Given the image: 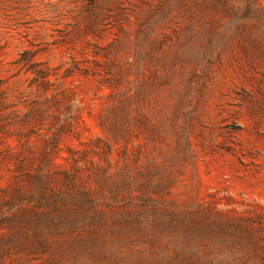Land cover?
Wrapping results in <instances>:
<instances>
[{
  "label": "rangeland",
  "instance_id": "obj_1",
  "mask_svg": "<svg viewBox=\"0 0 264 264\" xmlns=\"http://www.w3.org/2000/svg\"><path fill=\"white\" fill-rule=\"evenodd\" d=\"M0 264H264V0H0Z\"/></svg>",
  "mask_w": 264,
  "mask_h": 264
},
{
  "label": "trees",
  "instance_id": "obj_2",
  "mask_svg": "<svg viewBox=\"0 0 264 264\" xmlns=\"http://www.w3.org/2000/svg\"><path fill=\"white\" fill-rule=\"evenodd\" d=\"M87 197V196H86ZM83 200H81V203H83L84 202V200H87L85 197L84 198H82Z\"/></svg>",
  "mask_w": 264,
  "mask_h": 264
}]
</instances>
